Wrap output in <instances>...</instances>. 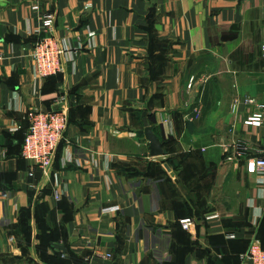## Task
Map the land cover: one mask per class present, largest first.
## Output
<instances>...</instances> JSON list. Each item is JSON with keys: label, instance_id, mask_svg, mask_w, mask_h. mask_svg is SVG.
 <instances>
[{"label": "crops", "instance_id": "crops-1", "mask_svg": "<svg viewBox=\"0 0 264 264\" xmlns=\"http://www.w3.org/2000/svg\"><path fill=\"white\" fill-rule=\"evenodd\" d=\"M31 2L0 0V264H248L264 245L248 162L264 158V117L244 125L264 105V0H44L65 50L45 79ZM61 97L68 127L42 175L21 145L29 114ZM236 142L248 150L229 163Z\"/></svg>", "mask_w": 264, "mask_h": 264}, {"label": "built area", "instance_id": "built-area-1", "mask_svg": "<svg viewBox=\"0 0 264 264\" xmlns=\"http://www.w3.org/2000/svg\"><path fill=\"white\" fill-rule=\"evenodd\" d=\"M44 0H32L31 10L37 14L40 21V38L32 45L31 57L33 61V71L37 78L45 79L55 76L61 72V61L65 57V50L60 41L54 36V16L49 12L42 11ZM0 54V59H1ZM72 61L71 57L68 58ZM192 79L188 87H191ZM65 98H60V108L50 111H35L29 114V125L25 134L22 146L21 157L29 162L34 168L40 170L42 175L51 173L52 164L60 142L63 140L68 127V111L64 105ZM248 103H253L248 100ZM236 103H234L235 105ZM200 114L199 109L195 108L192 115L187 116L189 121L197 119ZM264 117V105H259L257 112L248 117L244 125L258 127L261 125ZM234 151L229 154V149ZM248 147L241 142H236L230 148L225 150V160L229 163H235L243 158ZM249 159V158H248ZM247 159V160H248ZM252 162L260 183H264V158L249 159ZM55 200L60 198L57 191V185L54 184ZM3 197H6L3 194ZM215 215L207 218H214ZM190 219L180 221L183 230H189ZM110 258L108 255L105 256ZM243 263L264 264V247L257 239H252L244 254L240 256Z\"/></svg>", "mask_w": 264, "mask_h": 264}, {"label": "water", "instance_id": "water-1", "mask_svg": "<svg viewBox=\"0 0 264 264\" xmlns=\"http://www.w3.org/2000/svg\"><path fill=\"white\" fill-rule=\"evenodd\" d=\"M148 113H142V123H143V131L142 135L147 141L149 156L151 158H158L166 155V151L163 148V144L159 141V139L155 136L152 129L149 127L147 122ZM166 170L168 171V167L165 165Z\"/></svg>", "mask_w": 264, "mask_h": 264}, {"label": "trees", "instance_id": "trees-1", "mask_svg": "<svg viewBox=\"0 0 264 264\" xmlns=\"http://www.w3.org/2000/svg\"><path fill=\"white\" fill-rule=\"evenodd\" d=\"M35 42H36V40H35ZM58 75V74H57ZM57 75H55V76H57ZM51 77H54V76H50V77H47V78H51ZM28 129V128H27ZM27 132V131H26ZM62 142V141H61ZM61 142H60V144H61ZM23 143V142H22ZM60 144H59V146H60ZM22 146V145H21ZM59 146H58V148H57V151H58V149H59ZM56 154H57V152H56ZM55 157H56V155H55ZM262 247H264V245H262ZM245 253V252H244Z\"/></svg>", "mask_w": 264, "mask_h": 264}]
</instances>
